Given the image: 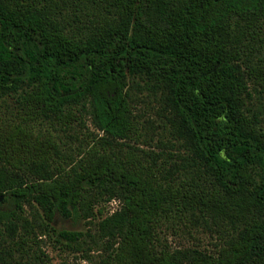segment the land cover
Wrapping results in <instances>:
<instances>
[{"label": "trees", "instance_id": "16d2710c", "mask_svg": "<svg viewBox=\"0 0 264 264\" xmlns=\"http://www.w3.org/2000/svg\"><path fill=\"white\" fill-rule=\"evenodd\" d=\"M130 79L158 97L196 179L173 185L129 146L140 137ZM251 90L264 99V0H0V103L16 106L13 121L0 116V194L11 200L0 229L15 234L33 203L76 243L80 233L49 227L55 215L87 219L115 199L97 225L99 264H264V129ZM79 113L100 148L67 175L54 139L29 124ZM113 143L127 147L121 156ZM173 208L198 211L214 234L242 227L215 255L170 251L155 229Z\"/></svg>", "mask_w": 264, "mask_h": 264}, {"label": "rangeland", "instance_id": "374dc122", "mask_svg": "<svg viewBox=\"0 0 264 264\" xmlns=\"http://www.w3.org/2000/svg\"><path fill=\"white\" fill-rule=\"evenodd\" d=\"M128 93L132 100V111L138 121L140 137L136 142H129L141 159L145 158L146 165L153 167L160 178L167 176V181L173 185L189 182L196 179L195 170L185 167L182 161L183 152L180 143L173 142L164 126L165 119L159 116L158 97H153L143 89L139 80L130 79ZM257 112L261 126L264 129V99L251 90L250 105ZM16 106L9 97H4L0 103V116L4 120L15 119ZM34 133L47 134L54 139L57 156L53 157L54 165L65 169L70 174L78 167L89 154L100 148L93 138L100 134L91 124L87 114L79 117L69 125L56 124L53 121L39 119L29 124ZM171 145H174L171 147ZM121 156L127 147L113 143L106 148ZM153 155H162L152 162ZM171 153L174 157L166 155ZM177 156V157H175ZM185 167V168H184ZM11 208L9 193L0 194V210L8 211ZM119 208V201L112 199L108 202H99L92 208V216L84 218L81 213H71L69 217L56 214L49 225L56 232L65 230L80 233L78 242L72 243L58 239L45 226L46 221L41 209L35 204H26L23 210L24 221L18 225L17 232L11 234L7 229H0V264H99L104 256L102 241L97 240L98 223L105 216L111 215ZM173 208L167 216L161 215L155 229V241L160 247L168 250L193 249L209 255H215L220 247L230 238L235 237L241 225L231 227L229 235H218L207 229L201 214L196 211H186L183 218ZM234 232V233H233ZM93 239L97 242L93 243Z\"/></svg>", "mask_w": 264, "mask_h": 264}]
</instances>
